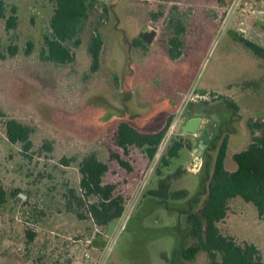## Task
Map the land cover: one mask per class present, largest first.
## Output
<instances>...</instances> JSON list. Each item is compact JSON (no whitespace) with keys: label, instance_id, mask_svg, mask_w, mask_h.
Masks as SVG:
<instances>
[{"label":"rangeland","instance_id":"1","mask_svg":"<svg viewBox=\"0 0 264 264\" xmlns=\"http://www.w3.org/2000/svg\"><path fill=\"white\" fill-rule=\"evenodd\" d=\"M96 1L81 46L72 47L75 61L57 65L43 56L53 4L0 0L6 16L0 17V190L5 193L0 264H210L205 253L183 259L192 243L185 216L206 197L222 139L229 137L226 162L232 168V155L250 141L248 121L264 120V60L239 41L243 37L264 47V0H246L233 14L231 0ZM12 15L17 26L8 29ZM173 18L186 26L177 59L170 57L168 45ZM151 30L158 33L152 45H133ZM97 32L104 48L99 70L91 72L88 45ZM196 93H205V99L183 107V116L202 117L199 137L177 129L165 140L167 133L152 160L142 149L116 145L120 122L141 132L159 131ZM222 96L239 110L229 109ZM8 118L33 129L28 155L9 142ZM175 141L188 147L164 165ZM199 145L204 146L200 156ZM91 152L109 165L104 181L115 184L125 199L122 218L107 227L95 225L84 205L77 207L79 200L71 199L72 210L67 207L69 190L79 189L81 176L76 163L64 166L61 159L80 160ZM196 160L202 165L193 171ZM178 170L183 173L175 175ZM161 180L169 181L171 192L187 190L188 197L155 198L151 192ZM17 194L26 197L21 201ZM219 228L239 244H255L264 259V219L252 204L231 200ZM28 232L35 233L34 241Z\"/></svg>","mask_w":264,"mask_h":264},{"label":"trees","instance_id":"2","mask_svg":"<svg viewBox=\"0 0 264 264\" xmlns=\"http://www.w3.org/2000/svg\"><path fill=\"white\" fill-rule=\"evenodd\" d=\"M54 6V12L50 20V34L45 36L46 48L43 56L57 65H66L75 61V53L72 47L78 48L82 44V34L86 28L90 12L97 7L96 0H49ZM233 0H231L232 3ZM107 12V7L104 5ZM15 13L16 9L13 7ZM0 17L5 18L3 3L0 2ZM169 27L173 34L168 39L169 53L172 59L179 58L184 49V34L186 26L182 21H169ZM17 26V17L12 15L7 18L8 29ZM239 41L250 50L257 58L264 60V47L251 42L243 37ZM136 47H145L140 39L133 41ZM104 47L102 35L95 33L88 45L91 56V72L100 68L101 55ZM205 94V93H204ZM214 97L215 94L212 93ZM226 106L235 111L239 107L229 98L222 96ZM3 115V114H0ZM196 114L187 112L186 116L192 118ZM174 119L170 116L167 124L159 131L147 133L141 132L130 122L119 123L115 142L124 150L135 147L144 150L149 159H153L163 142L169 127ZM6 134L9 142L21 145L24 155L33 149V129L16 119L6 120ZM247 127L250 131V142L247 147L232 155L233 167H227L229 152V137L226 135L218 147L212 169V175L207 185L206 197L202 205L185 216V222L190 229L191 245L182 252L185 261L195 260L201 253H205L210 264H264L260 249L253 243L239 244L234 237L222 234L219 223L228 215L231 200L241 198L244 202L252 204L261 219H264V120H249ZM188 145L183 141H175L170 147L168 155L162 158L164 165H168L169 158H177L182 149ZM44 148L51 150L50 144L45 143ZM122 166L129 163L113 154ZM76 163L81 176L79 189L69 190L70 198L67 207L72 210L73 200H79L77 207L86 210L95 225L107 227L122 218L125 212V199L117 191V186L105 183L104 178L109 173V165L101 161L95 152L83 156L80 160L76 157H63L61 164L70 166ZM178 170L175 175L182 174ZM77 194H80L79 196ZM151 194L160 200L184 199L188 197V191H170L168 180H161L158 190ZM5 193L0 190V201H5ZM18 199H24L17 194ZM83 200L86 204H83ZM79 212V211H78ZM80 219L85 215L78 213ZM35 233L28 232L29 241L35 239Z\"/></svg>","mask_w":264,"mask_h":264},{"label":"built area","instance_id":"3","mask_svg":"<svg viewBox=\"0 0 264 264\" xmlns=\"http://www.w3.org/2000/svg\"><path fill=\"white\" fill-rule=\"evenodd\" d=\"M246 2V0H233L232 1V7H233V12L231 13V14H233L236 10H238L239 8H242V5L244 4ZM205 94H190V95H188V97L185 99V101L182 103V110L180 109L178 112H177V115L176 116H174V119H173V121H172V123H171V125H170V127H169V130H168V136L166 137V139L165 140H167V139H169L170 138V136H172L174 133H175V131H177V129H179V130H181V125H182V121L184 120L183 118H184V116H183V114H184V112H185V110H184V108L183 107H185L186 106V108L185 109H187V106H188V104L191 102V101H193L195 98H201V99H205ZM184 105V106H183ZM193 135H196V134H193ZM201 165H202V163L201 162H198L197 160L195 161V164L193 165V171L194 170H199L200 168H201Z\"/></svg>","mask_w":264,"mask_h":264},{"label":"water","instance_id":"4","mask_svg":"<svg viewBox=\"0 0 264 264\" xmlns=\"http://www.w3.org/2000/svg\"><path fill=\"white\" fill-rule=\"evenodd\" d=\"M157 31L156 30H151L150 32H145L141 39L143 42L147 43V44H151L152 40L154 39V37L156 36ZM203 123V119L201 117H194L191 118L190 120H188L183 126H182V131L186 132V133H190V134H197L202 126ZM204 146L203 145H199V150H198V156L201 155L202 150H203ZM20 196L25 199V195L20 194Z\"/></svg>","mask_w":264,"mask_h":264},{"label":"crops","instance_id":"5","mask_svg":"<svg viewBox=\"0 0 264 264\" xmlns=\"http://www.w3.org/2000/svg\"><path fill=\"white\" fill-rule=\"evenodd\" d=\"M158 37V33H156V36L154 37V39L152 40V43H151V45L154 43V41L156 40V38ZM138 38H140L141 39V37H140V35L138 36ZM138 38H136V39H138ZM135 39V40H136ZM142 40V39H141ZM145 43V42H144ZM146 44V46L147 45H150V44H147V43H145ZM133 45H134V42H133ZM135 46V45H134ZM104 48V47H103ZM194 117H201V116H199V115H195V116H193L192 118H194ZM202 118V117H201ZM184 120L182 121L183 123H182V125H181V131H182V126L188 121V120H190L191 118H188L187 116H186V118L184 117L183 118ZM152 132H156V131H149V132H147V133H152ZM183 132V131H182ZM183 133H185V134H188V135H190V136H192V137H199L198 135H199V132L196 134V135H193V134H190V133H186V132H183ZM193 140H195V143H197V141H200L201 142V140L199 139L198 140V138L196 139V138H192V141ZM249 141V140H248ZM250 142V141H249ZM248 142V143H249ZM248 145V144H247ZM247 147V146H246Z\"/></svg>","mask_w":264,"mask_h":264}]
</instances>
